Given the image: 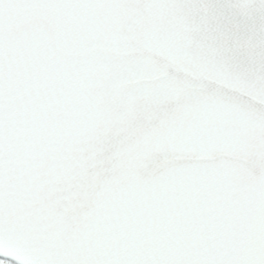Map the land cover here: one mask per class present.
<instances>
[{
    "label": "water",
    "instance_id": "1",
    "mask_svg": "<svg viewBox=\"0 0 264 264\" xmlns=\"http://www.w3.org/2000/svg\"><path fill=\"white\" fill-rule=\"evenodd\" d=\"M213 15L185 0H0V257L264 261V121L177 52Z\"/></svg>",
    "mask_w": 264,
    "mask_h": 264
},
{
    "label": "snow or ice",
    "instance_id": "2",
    "mask_svg": "<svg viewBox=\"0 0 264 264\" xmlns=\"http://www.w3.org/2000/svg\"><path fill=\"white\" fill-rule=\"evenodd\" d=\"M185 2L210 6L214 15L202 27L199 43L188 53L177 49L178 54L200 79L242 89L249 101L229 97L230 102L247 109L254 100L256 115L264 121V0ZM257 8L259 16L255 20L243 15Z\"/></svg>",
    "mask_w": 264,
    "mask_h": 264
},
{
    "label": "trees",
    "instance_id": "3",
    "mask_svg": "<svg viewBox=\"0 0 264 264\" xmlns=\"http://www.w3.org/2000/svg\"><path fill=\"white\" fill-rule=\"evenodd\" d=\"M0 264H16L8 259H3L2 257H0Z\"/></svg>",
    "mask_w": 264,
    "mask_h": 264
}]
</instances>
